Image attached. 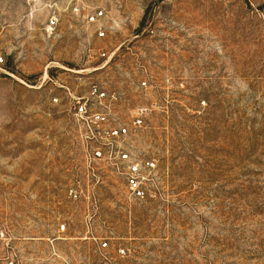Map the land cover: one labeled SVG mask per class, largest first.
Returning a JSON list of instances; mask_svg holds the SVG:
<instances>
[{
  "label": "rangeland",
  "instance_id": "374dc122",
  "mask_svg": "<svg viewBox=\"0 0 264 264\" xmlns=\"http://www.w3.org/2000/svg\"><path fill=\"white\" fill-rule=\"evenodd\" d=\"M87 1L104 39L72 15L47 34L50 0H0V222L45 250L65 224L77 264L95 238L118 264H264V0ZM93 84L124 122L148 109L130 149L158 161L156 197L88 169L72 102Z\"/></svg>",
  "mask_w": 264,
  "mask_h": 264
},
{
  "label": "built area",
  "instance_id": "2783aa9c",
  "mask_svg": "<svg viewBox=\"0 0 264 264\" xmlns=\"http://www.w3.org/2000/svg\"><path fill=\"white\" fill-rule=\"evenodd\" d=\"M46 8L50 12L45 31L52 35L62 17H78L87 27H94L99 39L107 37V13L102 8L91 6L87 0H50ZM120 49L113 53L98 51L97 57L111 62ZM4 59L0 57V67ZM0 71L2 69L0 68ZM46 77L49 78L46 72ZM147 86V83H143ZM118 102L117 94L112 97L101 86H90L89 98H77L72 102L76 122L84 131L85 159L88 169L95 171L102 165L119 170L126 181L130 195L136 200H149L157 196L158 161L139 155L130 149L137 131L145 124L148 109L141 107L130 123L113 116L111 107ZM74 197L77 192L72 191ZM67 226L58 227L56 236L48 240L47 249H42L39 241L15 235L0 222V264H77L72 255L62 251L59 241L65 240ZM99 248L96 259L86 257L80 264H118L111 252L110 239H98ZM119 257L127 250L119 247Z\"/></svg>",
  "mask_w": 264,
  "mask_h": 264
}]
</instances>
